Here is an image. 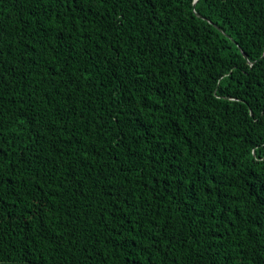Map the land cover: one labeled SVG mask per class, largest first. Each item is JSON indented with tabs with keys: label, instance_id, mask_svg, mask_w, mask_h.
Returning a JSON list of instances; mask_svg holds the SVG:
<instances>
[{
	"label": "trees",
	"instance_id": "16d2710c",
	"mask_svg": "<svg viewBox=\"0 0 264 264\" xmlns=\"http://www.w3.org/2000/svg\"><path fill=\"white\" fill-rule=\"evenodd\" d=\"M262 53L264 0H0V264H264Z\"/></svg>",
	"mask_w": 264,
	"mask_h": 264
},
{
	"label": "snow or ice",
	"instance_id": "6c2138e0",
	"mask_svg": "<svg viewBox=\"0 0 264 264\" xmlns=\"http://www.w3.org/2000/svg\"><path fill=\"white\" fill-rule=\"evenodd\" d=\"M74 2L79 3L80 0H74ZM145 2L147 4H150L153 6L154 9V4L156 2V0H145ZM199 0H193V7H195V4L198 3ZM84 3H89V0H84ZM176 7H179V4H176ZM81 12H85V9L82 7L80 9ZM260 60H264V53H262ZM249 67H254V65H249ZM5 71V69H3L2 66H0V74H3V72ZM243 102V101H241ZM258 114L255 112H250V117H255ZM259 116L262 120H264V111H262L261 113H259ZM198 118V117H196ZM257 123H259L260 121L257 120ZM256 147H259V145H256ZM151 158V157H150ZM159 159V158H158ZM157 159H153V163H156ZM159 162L163 163L162 159H159ZM11 185V178L10 177H4L2 174H0V212H2L3 207H4V199H5V189H4V185L5 184ZM254 190H255V185H254ZM9 195H15V191L10 187L7 190ZM175 193L176 195L173 198H177L179 197V199L185 201L186 203L188 201H191L194 198V193L188 191L185 186L183 184H178L175 188ZM11 203H15V200L10 201ZM262 204H264V200L261 201ZM47 206V201H42L39 204H37L36 208L33 210V214H35L36 212L42 211L45 207ZM16 219H19V217H16ZM60 233L59 232H55L54 237L52 238V240L49 241V246L51 247L52 244L56 241V239H58L60 237ZM97 243H100V241H97ZM116 247H125L126 245L123 244H117L115 245ZM85 252L87 253L88 258H91L92 253L89 252L87 249H85ZM39 259V258H34L31 256V254L29 253L27 260H26V264H35V261ZM170 264H175V260L173 259L172 261H170Z\"/></svg>",
	"mask_w": 264,
	"mask_h": 264
},
{
	"label": "bare ground",
	"instance_id": "6f19581e",
	"mask_svg": "<svg viewBox=\"0 0 264 264\" xmlns=\"http://www.w3.org/2000/svg\"><path fill=\"white\" fill-rule=\"evenodd\" d=\"M261 4V3H260ZM153 78V77H152ZM152 83V82H151ZM146 84V83H145ZM146 86V85H145ZM249 93V92H248ZM263 93V92H262ZM261 94V93H260ZM229 95V94H228ZM231 96V95H230ZM218 107H219V105H218ZM217 109V108H216ZM222 110V109H221ZM236 111V110H235ZM222 112V111H221ZM240 113V112H239ZM233 114V113H232ZM237 114V113H236ZM238 115V114H237ZM240 116V115H239ZM244 116V115H243ZM86 118V117H85ZM243 118V117H242ZM90 124V123H89ZM263 128V127H262ZM259 130H260V128H259ZM258 130V131H259ZM263 131V130H262ZM264 133V132H263ZM258 134V133H257ZM256 136V135H255ZM191 140V139H190ZM60 161V160H59ZM205 161V160H204ZM60 165V164H59ZM57 176V175H56ZM74 177V176H73ZM163 179V178H162ZM50 180V179H49ZM157 180V179H156ZM127 182V181H126ZM72 183V182H71ZM89 183V182H88ZM121 183V182H120ZM56 184H58L57 182H56ZM148 184V183H147ZM67 185V184H66ZM86 185V184H85ZM110 185V184H109ZM113 185V184H112ZM52 186V185H51ZM50 186V187H51ZM65 186V185H64ZM98 186V185H97ZM56 187V186H55ZM67 187V186H66ZM88 187V186H87ZM91 187V186H90ZM108 187V186H107ZM116 187V186H115ZM122 187V186H121ZM54 189V188H53ZM71 189V188H70ZM131 190H132V188H130ZM72 191V190H71ZM134 191V190H133ZM133 191L131 192V193H133ZM116 192V191H115ZM140 192V191H139ZM54 193V192H53ZM73 193V192H72ZM132 195V194H131ZM130 195V196H131ZM97 197V196H96ZM134 200V199H133ZM92 201V200H91ZM97 201V200H96ZM83 202V201H82ZM86 202V201H85ZM84 202V203H85ZM136 202V201H135ZM148 203V202H147ZM34 204H36V203H34ZM109 204V203H108ZM107 204V205H108ZM96 205V204H95ZM83 206V205H82ZM196 207V206H195ZM197 207H199V206H197ZM207 207V206H206ZM217 207V206H216ZM92 208V207H91ZM87 209V208H86ZM94 209V208H93ZM204 209V208H203ZM107 210V209H106ZM111 210V209H110ZM160 210V209H159ZM194 210V209H193ZM48 211V210H47ZM87 211V210H86ZM92 213V212H91ZM94 213V212H93ZM100 213V212H99ZM149 213H150V211H149ZM100 215V214H99ZM35 217V216H34ZM43 219V218H42ZM132 219V218H131ZM156 220V219H155ZM140 223V222H139ZM102 226V225H101ZM92 227V226H91ZM223 227V226H222ZM157 228V227H156ZM159 228V227H158ZM136 230V229H135ZM159 230V229H158ZM96 231V230H95ZM131 231V230H130ZM154 231V230H153ZM156 231V230H155ZM100 232V231H99ZM101 232H102V230H101ZM149 232V231H148ZM150 234V233H149ZM151 234H152V232H151ZM133 235V234H132ZM143 235V234H142ZM103 238V237H102ZM126 238V237H125ZM134 239V238H133ZM99 240V239H98ZM129 240V239H128ZM126 241V240H125ZM139 241V240H138ZM97 242V241H96ZM102 242V241H101ZM134 244V243H133ZM103 245V244H102ZM106 246V245H105ZM101 247V246H100ZM99 248V247H98ZM104 248V247H103ZM102 248V249H103ZM106 249H108L107 247H105ZM139 249V248H138ZM110 251H112V250H110ZM101 254V253H100ZM102 254H104V253H102ZM178 254H180V253H178ZM185 256V255H184ZM104 258V257H103ZM103 258H102V260H103ZM107 259V258H106ZM186 259V258H185ZM101 260V259H100ZM180 262H181V260H180ZM107 264V263H106Z\"/></svg>",
	"mask_w": 264,
	"mask_h": 264
}]
</instances>
